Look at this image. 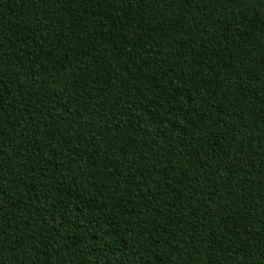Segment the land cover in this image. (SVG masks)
<instances>
[{"label":"trees","instance_id":"1","mask_svg":"<svg viewBox=\"0 0 264 264\" xmlns=\"http://www.w3.org/2000/svg\"><path fill=\"white\" fill-rule=\"evenodd\" d=\"M0 264H264V0H0Z\"/></svg>","mask_w":264,"mask_h":264}]
</instances>
